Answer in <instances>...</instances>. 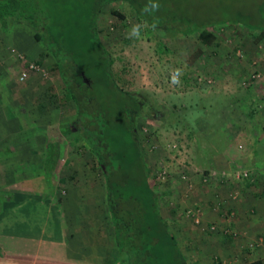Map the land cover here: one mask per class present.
I'll return each mask as SVG.
<instances>
[{
	"label": "rangeland",
	"instance_id": "rangeland-1",
	"mask_svg": "<svg viewBox=\"0 0 264 264\" xmlns=\"http://www.w3.org/2000/svg\"><path fill=\"white\" fill-rule=\"evenodd\" d=\"M173 1L183 17L191 15L192 18L206 20L234 16L242 21L252 18L264 22V0ZM112 6L123 11L125 18L113 14L110 11ZM133 25H143L139 38H128ZM216 25V42L207 45L198 39L196 33L171 34L163 27L147 30L146 25L137 19L134 9L123 0L105 4L98 16L100 38L114 57L113 69L117 79L124 87L147 97L145 111L149 114L137 117L139 142L152 170L150 182L159 193V208L167 214L173 208L171 212H175V218L171 217L169 223L190 264H240L235 251L228 249L234 244H228L229 247L224 244L229 252L221 254L215 245L216 241H213V236L219 234L231 242L230 238L237 236V231L230 224L218 225L215 221L209 222L203 218L204 202H211L209 209L220 211L223 217H228V201L232 198L229 193L235 190L233 182H253L256 178L245 167L234 169L229 175L228 172L216 177L214 165L208 164L205 156L215 155L225 147H234L237 140L241 144L242 139L255 134L258 139L264 138V39L254 41L253 30L241 24L230 22ZM7 35L0 30V63H4L7 75L14 78L17 77L18 67L3 49ZM198 46L203 52L193 60L191 56ZM52 59L51 56L44 59L45 73L41 76L43 82L35 88L38 91L36 100L43 105H57L62 118L66 117L65 113L68 115L70 109L68 104L62 105L55 99V96H60V91L57 75L49 69ZM254 70L259 74L250 79ZM177 73L179 82L174 83L173 77ZM200 74H209L212 81H197ZM249 80L252 86L247 88L246 81ZM24 84L19 83V87ZM29 98L33 100V97ZM252 102L258 106L256 112L250 114ZM190 103L203 105L206 113L198 112L195 107L188 116L183 114L185 106ZM180 118L195 124L190 138L187 135L188 128L184 126L186 122H178ZM48 135L65 144L68 142L67 149L71 148L73 153L87 161L85 164L89 167V173L98 176L93 178L94 181H101V172L91 169V156L85 147L79 145V140L63 131L61 126L48 131ZM247 142L250 145L251 142ZM195 169L200 173L198 186H194L191 177ZM23 170L22 173L26 170L31 172L26 166ZM67 171L62 168L63 173ZM237 171L241 173L239 177L235 175ZM40 174L42 172L38 173L42 185L51 184L50 178L44 177L45 173ZM217 180V184L225 188L218 198L212 193V185ZM49 188L50 185L45 190ZM69 198L73 200L72 193ZM199 232L207 236V240H202ZM240 236L244 235L239 234L237 238L240 239ZM262 242L260 236L243 239L238 245L239 253L244 252L245 248H259Z\"/></svg>",
	"mask_w": 264,
	"mask_h": 264
},
{
	"label": "trees",
	"instance_id": "trees-1",
	"mask_svg": "<svg viewBox=\"0 0 264 264\" xmlns=\"http://www.w3.org/2000/svg\"><path fill=\"white\" fill-rule=\"evenodd\" d=\"M114 1L117 0H0V30L7 34L15 25L26 26L43 46L39 59L33 61L39 64L49 56L53 58L49 69L57 75L60 91L55 99L62 105H71L65 131L87 149L93 161L91 169L102 174L110 241L98 247L96 263L190 264L176 233L160 212L159 193L150 182L152 170L139 142L137 117L148 116L147 97L120 83L113 69L114 57L100 38L99 13L105 4ZM123 1L134 9L147 30L155 25L171 34L196 33L203 44L209 45L216 42V24L231 22L253 30L254 41L264 39V22L257 19L183 17L173 0H158L159 11L146 14L142 9L149 0ZM110 11L125 18L116 7ZM202 52L198 46L191 59ZM246 82L247 88L252 86L250 80ZM190 104L183 114L188 116L195 107L206 113L203 105ZM257 106L252 102L250 114L256 112ZM181 121L186 122L190 138L195 124L180 118L178 122ZM14 147L3 146L0 152H14ZM247 264H262V260L253 258Z\"/></svg>",
	"mask_w": 264,
	"mask_h": 264
},
{
	"label": "crops",
	"instance_id": "crops-1",
	"mask_svg": "<svg viewBox=\"0 0 264 264\" xmlns=\"http://www.w3.org/2000/svg\"><path fill=\"white\" fill-rule=\"evenodd\" d=\"M5 39L3 49L17 65L18 74L9 77L4 63H0V149L9 144L16 147L11 153L0 152V264H97L98 247L110 241L102 174L101 181L95 182L93 178L98 176L89 173L87 161L71 148L67 149L68 142L48 135V131L60 126L65 131L70 113L61 118L57 105L42 106L36 100L35 88L43 82L46 61L39 63V69L25 80L18 79L24 60L39 59L41 43L23 25H15ZM19 83L25 84L19 87ZM255 135L242 139L241 144L237 140L234 147H225L215 155L205 156L208 164L214 165L216 177L245 167L256 178L253 182H233L235 190L234 194L229 193L232 198L228 201V217L209 209L211 202H204L203 218L218 225L230 224L237 231L231 242L219 234L213 236V241L221 254L228 249L235 251L240 264H247L253 258H260L264 264V138ZM24 166L31 172L22 173ZM62 168L68 171L63 173ZM197 169L191 172L194 186L199 183ZM41 172L40 175L45 173L44 177L50 178L47 190L48 185L40 182ZM217 183L218 180L214 181L212 193L218 198L225 188ZM71 193L73 200L69 198ZM160 212L168 222L175 218V212H171L173 216ZM239 234L244 235L240 236L241 240L260 236L263 242L259 248H245L240 254ZM199 235L207 240L202 232ZM224 244L234 245L227 249Z\"/></svg>",
	"mask_w": 264,
	"mask_h": 264
},
{
	"label": "built area",
	"instance_id": "built-area-1",
	"mask_svg": "<svg viewBox=\"0 0 264 264\" xmlns=\"http://www.w3.org/2000/svg\"><path fill=\"white\" fill-rule=\"evenodd\" d=\"M39 67H40V65L37 62H35L33 60H27V62H25L24 66L22 67V69L19 72L18 79L20 81L25 80L27 78V76H28V74H29L30 71L37 70V69H39ZM258 74H259V72H257V70H254L251 73L250 76L252 77V79H254ZM196 79H198L200 81L201 80H206L207 82L212 81V77L209 74H207L206 76L200 74V75L197 76ZM240 174L241 173L239 171H237L235 173V175L237 177H239ZM243 174L246 175V171H244ZM182 176H184V175L182 174ZM195 220L198 221L197 217L195 218Z\"/></svg>",
	"mask_w": 264,
	"mask_h": 264
},
{
	"label": "clouds",
	"instance_id": "clouds-1",
	"mask_svg": "<svg viewBox=\"0 0 264 264\" xmlns=\"http://www.w3.org/2000/svg\"><path fill=\"white\" fill-rule=\"evenodd\" d=\"M160 7L161 5L158 2V0H149V3L144 5L142 11L146 14H153L159 11ZM142 27L143 25H133L132 28L128 32V38H139L141 35ZM153 27H155V25H153ZM178 76H179V73H177V75L173 77L174 83L179 82Z\"/></svg>",
	"mask_w": 264,
	"mask_h": 264
}]
</instances>
